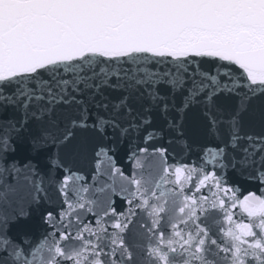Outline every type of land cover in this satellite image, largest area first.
Instances as JSON below:
<instances>
[{"label":"snow or ice","instance_id":"1","mask_svg":"<svg viewBox=\"0 0 264 264\" xmlns=\"http://www.w3.org/2000/svg\"><path fill=\"white\" fill-rule=\"evenodd\" d=\"M0 264H264V0H0Z\"/></svg>","mask_w":264,"mask_h":264}]
</instances>
